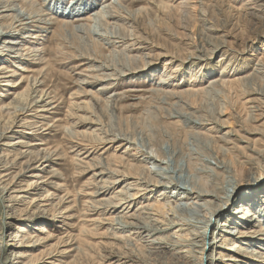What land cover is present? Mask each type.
I'll return each instance as SVG.
<instances>
[{"label": "rangeland", "instance_id": "obj_1", "mask_svg": "<svg viewBox=\"0 0 264 264\" xmlns=\"http://www.w3.org/2000/svg\"><path fill=\"white\" fill-rule=\"evenodd\" d=\"M81 1L94 5L95 11L109 3L120 2L121 8L115 5L118 8L109 11L108 16L113 12L112 18L98 21L104 37L91 34L89 27L94 22L74 21L82 14L69 18L62 16L60 11L70 9L75 0H0V17L6 16L0 19V28L17 26L21 11L40 21L32 23L38 28L28 26L19 35L21 41H24L22 35L31 36L23 42L24 49L30 52L22 51L20 59L12 57L16 53L0 58V69L6 68L8 74L5 76L9 77L0 79V108L6 107L15 93L27 94L35 108L41 106L42 100L49 103L45 108L47 111H31L26 116H19L18 120L12 117L14 115L0 112V135L3 134L0 181L10 182L23 170L24 175L14 179L18 186L25 181V189H30L28 184L33 180L41 183L25 193L19 203L6 199L15 186L7 194L0 190V233L3 232L0 264H50L52 261L55 264H117V256L131 253L132 259L149 264H179L172 254L150 257L147 249L138 242H134L133 247H126L120 237L128 233L118 227L122 222L115 225L110 221L114 216L112 209L106 210L105 205L93 208L92 205L98 199H111L110 185L118 178L106 169L122 172L140 157L137 151L128 149V140L137 142L139 151L142 149L149 156V152L155 154L159 148L175 152L176 157L163 158L165 161L159 158L160 161L171 166L172 159L189 161L187 165H192L193 171H187L188 174L196 173L195 168H209L216 175L204 173L203 176L200 171L196 175L200 177L198 183L210 185L219 192L236 179L237 192L230 202L233 205L223 211L224 217L217 225L209 228L207 242L217 237L219 224L228 220L229 212L242 202H247L246 206L250 204L248 200L254 190L264 195V177L257 184L259 188L255 185L257 189L242 182L247 174L244 162L253 155V150H261L264 146V0ZM57 5L61 7H55ZM5 6L17 12L3 13ZM76 26H81L84 32H77ZM117 26L125 29L120 30ZM36 50L39 52L32 53ZM177 68L179 71L173 73ZM35 81L40 84L34 87L37 92L33 94ZM161 82L165 84L158 85ZM37 102L40 103L37 105ZM12 119L17 125L8 130ZM20 119L27 128L35 127L36 123L39 127L36 131L20 128ZM96 131L100 132L102 141L92 138ZM119 135L124 141H116L113 146L108 144ZM190 138L204 140L200 141L199 147L202 156L206 153L207 158L199 156V151L192 153L193 139ZM20 139L28 145L24 157L19 156L20 148L13 145ZM83 147L95 151V160L79 157ZM40 149L55 151L56 156L48 162L47 169L32 170L43 166L42 162L36 161ZM188 156L192 158L188 160ZM208 157V161L217 166L227 165L232 173L209 165ZM166 163L164 168H169ZM102 173L105 175L95 177ZM100 192L104 195L94 197ZM44 194L51 196L47 207L51 216L32 219L31 214L37 211L32 200ZM150 196L134 199L135 209L157 203L156 195L152 200L145 199ZM67 209L70 213L62 215ZM167 212L161 214L163 219ZM254 224L262 226L264 222L255 221L240 227L233 225L231 230L256 231ZM263 234L257 241L251 240L254 236L249 234L251 238L245 239L246 245L223 233L215 240L216 248L206 250L203 264H208L206 257L212 259V256V264H228L224 260L231 254L230 249L244 244L242 248L252 251L255 244H262L258 240L264 238ZM18 254L24 256L17 258ZM52 255H56L55 260L50 257ZM263 261L264 250L257 258V264H264Z\"/></svg>", "mask_w": 264, "mask_h": 264}, {"label": "bare ground", "instance_id": "obj_2", "mask_svg": "<svg viewBox=\"0 0 264 264\" xmlns=\"http://www.w3.org/2000/svg\"><path fill=\"white\" fill-rule=\"evenodd\" d=\"M71 2H72V0H71ZM119 3L120 2L117 1L114 4L109 3L106 6L102 5L103 7H101V9L99 11H95L93 8L94 5L90 6V4H88L85 1L83 2L81 0H75L73 6H71L70 9L65 8L64 11H60V12H62L63 17H68V18L69 17H76L75 16L76 14H82L81 17L76 18V20H74V21L76 23L86 22V21L94 22L95 24L89 27V31L94 36L102 38L104 36L101 34L102 32H100V30H99V26H98L99 22L98 21L112 18L114 16V15H112L113 12L110 14V16H108L109 11L110 10L113 11V10L117 9L118 7H116V6L117 5L119 6L120 5ZM186 4H188V3H186ZM59 6L61 7V5H57L55 7H59ZM119 7L121 8V6H119ZM4 8L5 9L3 10V13H8L11 11L17 12V10L10 8L9 6H5ZM18 11H19V9H18ZM64 15H67V16H64ZM4 17H6V16L1 15L0 19L4 18ZM34 22L40 23L39 20H35L34 16H31L30 14L26 13L25 11H21L18 13V16H17V26H15V27H13V26L12 27H10V26L6 27L5 26V27L0 28V55H1L0 58L5 57V56H9V54H11V53H16V55L15 56L13 55L12 57H14L15 59H20L22 57V53H21L22 51H24V52H27V51L30 52L31 51V50L24 49V44H23V42L28 38L30 39L31 36L30 35H25V36L22 35V39H24V41H21V40H19V35L23 31L25 32V30L28 29L27 28L28 26L38 28V27L32 25V23H34ZM101 25H103V24L101 23ZM115 26H113V27L115 28ZM76 27H77L76 28L77 32H80V33L84 32L83 31L84 29L81 26L80 27L76 26ZM117 28H119L120 30L125 29L122 26H117ZM100 29L102 30V28H100ZM102 31H104V30H102ZM108 33H110V32H108ZM113 37H115V36H113ZM37 38H38V35L34 37V39H37ZM107 40H109V38ZM123 41H124V39H123ZM104 44L107 45V43H105V41H104ZM33 52L37 53L39 51L36 50V51H32V53ZM115 60H116V58H115ZM132 60L133 59H131V61ZM142 62H143V60H142ZM109 68H108V71H110ZM106 69H104V70H106ZM5 70H6V68L0 69V74L2 73V75H1L2 77L0 79H8L9 78L8 76H5V74L6 75L8 74L7 72H5ZM177 71H179L178 68L175 69L173 71V73H176ZM199 71H201V70H199ZM0 82H1V80H0ZM6 82H10V81H6ZM39 84H40L39 81H35L33 89L35 86L37 87V85H39ZM106 84H108V83H106ZM162 84H165V83H163V82L158 83V85H162ZM16 87L17 86H15V88ZM18 87H21V86H18ZM36 89L37 88H35L33 90V92H32L33 94L35 92H37ZM42 94H44V92H42ZM45 102H47V101L42 100L41 106L38 105V103H40V102H37L38 107L35 108L31 105V101H28V95L27 94H24V93L16 94L15 93L13 100H11L7 104L6 107L0 108V112H2L3 114H9L11 116L14 115L12 117L13 118L15 117L17 119L19 116H26V114L31 112V111H37V113H42L44 111H47V110H45V108L49 105V103H45ZM251 103H253V102H251ZM256 104H258V103H256ZM34 108H35V110H33ZM6 111L8 113H6ZM258 111H262V110H258ZM40 117H42V115ZM9 119H11V117ZM12 120H14V119H12ZM19 121L22 122L23 120L20 119ZM10 122H12V125L10 124L8 130L13 129L17 125L16 124L17 122L15 120L10 121ZM193 123H196V122H193ZM25 124H23V122H22L21 126H19V127L30 129V130H33V129L39 127V126H37L38 123H36L35 124L36 126L33 128H27L28 126H26ZM27 124H29V123H27ZM188 125H189V123H188ZM24 130H23V132H25ZM36 130L37 129H35V131ZM6 131H7V129H6ZM158 131H160V130H158ZM99 133L100 132H97L96 135H92V138H94V140H96L97 142L99 140L102 141V138L99 135ZM101 134H103V133H101ZM108 134H109V132H108ZM162 134H163V132H162ZM88 136L89 135L86 134L87 139H88ZM151 136H153V134ZM2 137H3V134L0 135V143L2 141L1 140ZM144 139H147V138H144ZM190 139L191 140L193 139V143L191 144L192 148L190 149L192 151V153L196 154L199 151L201 153V154H199V156L201 155V157L207 158L208 155L206 153H204L205 156H202L203 152H201V147H199V145L201 146L200 141H202L203 139L200 141L196 138H190ZM190 139H189V141H190ZM116 141L122 142V141H124V139L121 137V135H119V137L116 136L113 139H111V141H109L108 144L113 146V143ZM150 141H153V140L151 139ZM155 142H156V140H155ZM74 143H75V141H74ZM96 144H99V143H96ZM127 144L129 146L128 149L130 151H132V150L137 151L138 152L137 154L140 155V157L138 159H134V161H133L134 163L129 164L126 169L124 168L125 169L124 171L122 170V172L116 171V170L106 169L107 171H109L110 174L114 175L113 177L116 176V178H118L113 182L110 181L111 182V185H110L111 189L110 190H112L111 199L110 200L105 199V198L100 199V200L98 199L97 201H94L93 205H92L93 208L95 205H100V206L105 205L106 210L112 209L111 212H113L112 214L114 216L111 217L112 220H110V219L109 220L112 223H115V225H120L121 224L120 222H122L123 224L118 226V227H121L124 230V232L128 233V235H126V236L123 235L124 237H120V239L124 241V244L126 247L129 248L130 246H132V244L134 242H138V243H140V245L144 246V250H145V248L147 249V251H148L147 254H149L150 257L152 255L157 256L160 254H166V255L172 254L173 256L176 257V258L175 257L174 258L178 260L179 264H203L204 260H205L204 256L206 254V250L207 249L210 250L211 248L215 249L216 248L215 240H217L218 237L221 236L223 233H226L228 236H231L232 238L238 240V242H241L240 244H242V243L246 244L245 239L251 238L249 236V234H252L254 236V237H252L251 240L257 241V238L259 236H261V234L264 233V226H263L264 224L262 226L260 224L259 225L254 224V228H256V231H251L248 233L241 231L240 229L231 230V226H233V225L240 227V225L241 226H243V225L247 226V224L253 223L255 221L264 222V195L262 196L258 192H254L255 191L254 190L253 193L251 194V198L248 200V204L249 203L250 204L248 206H246L247 202L246 203L242 202V204L235 207L233 212L228 211L229 212L228 220L223 221V223L219 224L220 230H219V233L217 234V237H213L212 241L207 242V233H208L209 228L213 225L214 226L217 225L218 220L222 217L223 211H225L228 207L233 205L230 202H231V199L235 196V194L237 192V188H236L237 181L234 182V180H236V179H233V181L231 182V184H229L228 187H226L222 192H219L216 188H214L210 185L205 186V185H202L201 183L200 184L198 183V179L200 177L198 176L199 178H197L196 175H198V173L200 171L203 172V176H204V173H212V171L209 170V168H207V167H205L204 169L201 167L198 169L195 168L196 173L188 174L187 171L188 172H189V170L193 171V169H191L192 165L191 164H190L191 166L187 165L189 161L187 162L185 160V161L175 162L173 159H172L173 165L171 166L170 164H167L165 162L168 166L170 165V167L164 168L163 164H165V163L162 161H165V159H163V158H166V157L174 158L178 154L175 156L174 155L175 152L174 153H173V151L172 152H166V150L164 151L163 148H159L156 150L155 154H153L152 152H149L151 155V156H149L148 153L146 155V153H144L142 151V149H140V151H139L140 146L138 145L139 147L137 148V142H135L134 140L131 142L128 140ZM13 145L20 148L19 149V151H20L19 156L20 157H22L23 155H27L28 151H24V149L27 148L28 145L26 144V142L24 140H22V139L17 140L15 142V144H13ZM83 145L85 146V144H83ZM151 145H153V144H151ZM205 146L206 145H204V147ZM143 147H144V145H143ZM116 148H118V147H116ZM146 148L147 147H145V149ZM90 149L83 147V149H81V151H80L79 157L84 156L85 158H83V159H85V160H89V159L91 161L95 160V159H93L94 158L93 155H94L95 151L91 152ZM169 149H171V148H169ZM95 150H97V149H95ZM39 151L40 152L38 154V157L36 158V161L42 162L43 166H41V168L40 167L39 168L33 167L32 170H38L39 169L40 171H43L44 169H47L49 167L48 162L51 160L52 157H54L56 155H55V151H53V152L52 151H46L44 149H40ZM204 151H206V149H204ZM212 152L215 153L214 151H212ZM72 153H74V151ZM103 153H105V152H103ZM252 153H253V155L250 156L248 158V160H246V162H244V164L246 165V168H247V172H246L247 174L244 176V179L242 180V182L248 184L251 188H253V187L255 188V185H257L259 183V181L262 180L264 177V146L261 150H253ZM159 158H162L161 159L162 161H160ZM191 158H192L191 156L187 157L188 160H190ZM214 158L216 159L217 157H214ZM169 160H168V162H169ZM208 160H209V157H208V159H206V162H208L209 165L213 164L218 169H225L229 174L232 173L229 170L230 168L227 167V165L218 164V166H217V164H215L214 162L212 163V161H208ZM114 164L116 165V163H114ZM119 165H118V167H119ZM97 168H99V167H97ZM103 168H104V166H103ZM117 170H118V168H117ZM101 172H102V170H101ZM24 173L25 172L22 170L21 172L16 174L15 177L19 178V177L23 176ZM103 174L104 173H102L100 175H95V177L100 178V176ZM214 175H216V174L214 173ZM214 175L212 173L213 177H214ZM15 177L10 182L8 180L0 181V190H2L3 194H5V193L7 194L9 192V189H11V187L15 186L13 191L10 192V195L8 196V198H6L7 202L19 203L22 200L21 198H23L25 193L30 191V189H36L37 187H39L41 185V183H39L38 181L33 180L32 182H30L28 184V187L30 189H25V187H24L25 181L21 183V186H18L17 182L14 181ZM29 177H30V175H29ZM34 177H38V175L34 176ZM211 180H212V178H211ZM108 181H109V179H108ZM209 182L211 183V181H209ZM212 182H213V180H212ZM172 188H174L173 191L169 192L170 190H172ZM257 188H259V186ZM257 188H255V189H257ZM221 189H222V187H221ZM88 195H90V194L88 193ZM92 195H90V196H92ZM102 195H104V192L103 193H101V192L96 193L94 195V197L99 198ZM148 195H151L152 197L150 196V198L149 197L145 198V199H147V201L154 199V195H156L158 197V198H156V199H158L157 203H155L154 205L146 204V205L141 206L140 208L137 207V209H135V206L133 203L134 199H138V197L140 198V197L148 196ZM70 197L71 196H69L68 199ZM259 197H262L263 199L261 200ZM50 199H51V196L49 194H46V195L44 194V195H41L40 197L37 196L32 200L33 206L35 208H37V211L33 212L31 214L32 219L39 220L41 217L43 218V217H47L49 215L51 216L50 210L47 208L48 202ZM63 200L64 199L61 197V202H63ZM65 203L67 204V202H65ZM68 203H70V202H68ZM12 206L14 207V204ZM62 206H63V204H62ZM97 208H99V206ZM167 209L169 210L168 211L169 213L166 211ZM70 211H71L70 209H67L64 212H62V215L68 214V213H70ZM164 211L168 213L165 219H163V217L161 215L162 213H164ZM96 213H95V215H96ZM91 215H92V213H91ZM143 215H145V216H143ZM165 215H166V213H165ZM149 216H152V217H149ZM23 217H24V215H23ZM58 218L63 219L64 217L59 216ZM110 229H112V228H110ZM2 238H3V232L0 233V239H2ZM50 240H52V239H47V241H50ZM258 241H260L259 243H262V244L261 245H259L258 243L255 244V249L252 251H249V250H247V248L245 249L244 247L242 248V246L244 244L241 247L240 246L233 247L232 249H230L231 254L228 255V258L226 257L227 259L224 261L229 262L228 264H257V258H259L261 252L264 250V244H263L264 238L259 239ZM117 242H118V239H117ZM121 247H122V245H121ZM115 248H114V250H115ZM132 249H129V250L132 251ZM122 250H124V249H122ZM106 253H107V251H106ZM113 254H114V252H113ZM124 254H125V252H124ZM127 255H128V253H127ZM23 256L24 255H22V254H18L17 258L23 257ZM55 256L56 255H52L50 257L53 260H55L54 259ZM129 256L122 255V254L117 256L116 263L117 264H130L129 262L131 261V262H133V264H149V263L143 262L142 260L141 261L140 260H134ZM221 256H223V255H221ZM103 257H105V256H103ZM106 257H108V256H106ZM133 257H136V256H133ZM206 258H207L208 264L213 263V260H214L213 256H212V259L209 257H206ZM136 259H137V257H136ZM145 259H147V258H145ZM106 260H107V258H106ZM148 261H151V260H148ZM217 261H219V259ZM0 263H1V258H0ZM46 263H48V262H46ZM49 263L55 264V261H52ZM105 263H106V261H105Z\"/></svg>", "mask_w": 264, "mask_h": 264}]
</instances>
